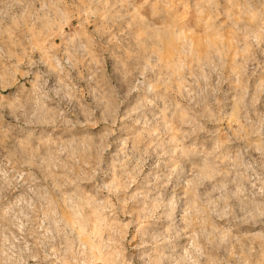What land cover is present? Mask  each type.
Here are the masks:
<instances>
[{"label":"rangeland","instance_id":"1","mask_svg":"<svg viewBox=\"0 0 264 264\" xmlns=\"http://www.w3.org/2000/svg\"><path fill=\"white\" fill-rule=\"evenodd\" d=\"M0 264H264V0H0Z\"/></svg>","mask_w":264,"mask_h":264}]
</instances>
